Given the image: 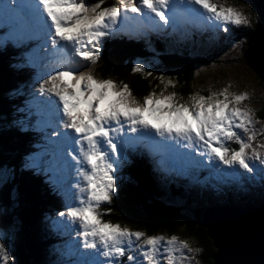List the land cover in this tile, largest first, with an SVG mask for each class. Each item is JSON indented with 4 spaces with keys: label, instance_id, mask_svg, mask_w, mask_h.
Instances as JSON below:
<instances>
[{
    "label": "snow or ice",
    "instance_id": "1",
    "mask_svg": "<svg viewBox=\"0 0 264 264\" xmlns=\"http://www.w3.org/2000/svg\"><path fill=\"white\" fill-rule=\"evenodd\" d=\"M102 4L103 0H0V24L6 29L0 48H26L27 43L42 34L51 39L58 52L72 53L70 58L58 56L59 66L39 80L40 95H33L37 103L29 107V113L42 121L45 129L53 130L45 136L47 148L39 156L26 157L24 167L42 175L50 190L61 194L63 186L56 181L55 173L69 165L68 157L76 161L82 179L75 185L77 192L72 194L70 203L56 214L78 225L77 236L82 243L75 250L78 259L74 264H192L200 249L192 247L187 239L175 234L148 235L104 220L100 205L110 202L116 192L114 168L123 159L122 147L143 141H149L153 149L169 139L176 146L186 142V147L206 157L209 166L217 167L218 161L231 170V180L242 183L244 174L238 169L255 173L251 161L264 164V155L258 150L264 145L252 147L264 127L256 129L255 110L242 103L249 99L248 92H230L231 85H227L217 91L209 90L208 95L191 93L188 102L178 101L175 92H149L138 101L127 84L97 77L92 65L99 58L100 41L120 29L121 21H143L161 29L169 24L175 26L182 19L185 23L224 25V31H229L232 25L251 23V16L213 0H185L179 6L175 0H118L117 4ZM143 30L144 25H138L135 31L142 35ZM22 60L29 63L27 56ZM85 62L88 67L80 70L78 65ZM132 71L151 75L142 63H135ZM160 80L164 81L163 74ZM173 83L168 80L165 86ZM26 123L31 121L23 117L13 120L21 130ZM125 125L133 135L120 137L122 143L117 144L113 133L123 132ZM157 136L163 139L158 141ZM233 141L238 146L229 148L227 143ZM187 155L191 157V153ZM192 162L199 166L203 160L192 157ZM12 174V169L0 166V184ZM259 178L264 183V168L260 169ZM10 230H14V224L0 217V264L14 259L2 242ZM81 247L86 251H80ZM124 256L127 261L120 260Z\"/></svg>",
    "mask_w": 264,
    "mask_h": 264
},
{
    "label": "trees",
    "instance_id": "2",
    "mask_svg": "<svg viewBox=\"0 0 264 264\" xmlns=\"http://www.w3.org/2000/svg\"><path fill=\"white\" fill-rule=\"evenodd\" d=\"M226 1L239 3L243 0ZM88 2H95V0H88ZM117 3L118 0H103L101 6ZM246 31L244 30L242 33L247 35ZM220 38L208 39L203 36L196 38L193 35L190 38L185 37V41H175L174 39L168 40L169 38L153 39L151 35H149V39L134 38L129 34L122 33L120 38L106 41L104 46H101L99 58L92 68L97 77L111 78L118 83L127 84L132 95L138 101H142L143 96L149 92L160 95L167 91L175 92L176 99L184 102L189 100L191 93L208 95L209 90L214 89L211 88L212 85L207 86L204 83L205 77L202 74H195L193 69L196 66L209 65L213 58L204 57L197 51L199 47L224 48L227 42ZM202 41H206V43L202 44ZM14 47L0 48V166L6 165L13 170L12 176L0 186V207L5 208L0 217L11 220L8 211L12 200L11 196L14 193L13 199L17 198L21 201L18 206L21 235L18 236L19 244L16 250L23 257L20 264H50L53 263L52 255L55 254L54 251H51V256L47 255L51 243L47 236L41 235L40 230L38 231L36 228V218L39 214L63 210L65 200L57 196H49L52 193L47 192L41 184L36 182L37 187L39 186L42 191L38 188L32 191L29 186L32 179L20 170V167L25 164V158L34 150V146L42 145V140L43 145L48 144V141L45 139L44 132L38 133L33 126V116L24 117L26 121H31L30 124L26 123L24 130L13 124V120H17L19 116L22 117V114L16 109V103L21 97L16 91L18 84L22 82L24 92L21 91L23 92L21 95H24L36 83L34 73L29 69L25 67L17 69L15 63L23 62L22 54L25 50H16ZM15 56L17 60L14 59ZM135 63H142L151 75H147L145 72H133L132 68ZM87 67L88 64L85 62L84 66H79V69L83 70ZM160 74L164 76L163 82L160 80ZM168 80H172L174 83L166 87L165 84ZM23 110L25 111V108ZM260 113L261 118L264 119V108ZM46 130L49 131L51 128ZM237 146L236 143L232 144V148ZM39 149L37 148V151ZM138 160L139 162H135L129 168L126 178L129 181L125 179L116 184V192L112 200L102 204L103 219L134 231L145 232L148 235L164 234V236H169L172 231L178 230L194 236L196 242L203 247L211 245L210 240L208 241L206 228L200 220L203 209H195L193 216L185 215L180 209L182 206H177L172 201L177 195L182 199L195 200L186 191L185 186L169 182L167 179H159L153 174L151 164L145 160V163L141 162V159ZM30 171L34 173L33 170L30 169ZM161 180L167 184L164 186ZM130 184L129 188L127 185ZM140 192L150 194V197H140ZM131 199L133 202H130ZM233 199V197H228L227 201L231 202ZM246 200L248 198H244V201ZM144 205L148 209L146 211H150V213H146L144 216L137 215V207ZM105 209H111V211L106 212ZM37 242L38 244H36ZM25 249H28L29 255L26 254ZM213 251L212 248L208 254H212ZM204 260V264H212L209 258L207 260L204 257Z\"/></svg>",
    "mask_w": 264,
    "mask_h": 264
},
{
    "label": "rangeland",
    "instance_id": "3",
    "mask_svg": "<svg viewBox=\"0 0 264 264\" xmlns=\"http://www.w3.org/2000/svg\"><path fill=\"white\" fill-rule=\"evenodd\" d=\"M180 2L181 5V0H175L176 2ZM12 2V1H9ZM214 3L217 4H223L225 6H234L237 9H242L245 13L250 14L251 16V23L247 24V25H240V26H236V25H232L230 26V30L229 31H224V25H220V27H216L214 24H210L207 25V30H200L199 28L203 27L202 23H196L194 25V29H196L195 31H193V33L195 32H201L205 35L206 38L208 39H213V38H217V37H221V39H223V41L227 42V45L225 44V47H218V48H209V47H203L200 46L199 49L197 50L199 53L203 54L204 57L206 58H212L211 63L207 66H196L193 71L195 74H202L205 78V84L207 86H213L211 88H214L212 91H217L227 85H231V87L229 88L230 92H242V91H246L249 94V99H247L246 101L242 102L243 104H247L249 107L253 108L255 110V119L258 121V123L256 124V129L259 131L262 127H264V119L261 118V111L264 108V83L256 76V74L250 69L248 68L245 64H243L242 60H241V52L242 50L245 48V37L246 35H244L242 32L245 30H249L250 28L254 27V23H256L259 19H258V15L255 11V8L253 7L251 0H243V1H239L238 2H233V1H226V0H213ZM128 21H121V27L120 31L123 30H128L130 28H136L138 27L137 23L134 22H129ZM136 25H134V24ZM172 24L167 25L168 28H170ZM147 25H144V27H146ZM173 26V25H172ZM175 27V26H174ZM206 29V27H204ZM115 30V31H118ZM162 30V29H160ZM232 30L234 32H232ZM114 32V31H113ZM248 32V31H246ZM156 34V33H155ZM233 35V37H232ZM235 35V36H234ZM0 38H2L0 36ZM45 39L48 41V47H44V49H41V47L35 48L34 49V55L38 56L37 54L41 53L40 56H47V53L49 54V51H56L57 50L53 47L51 41L49 40L48 37L45 36ZM204 40V39H203ZM211 41V40H210ZM200 42V41H199ZM206 43V41H202L201 42ZM205 46V45H204ZM41 51V52H40ZM46 53V54H45ZM33 54V53H32ZM54 58V57H50ZM56 58V57H55ZM32 59H35L34 57ZM46 59L42 62L45 64ZM155 61V60H153ZM55 63L53 60H49V64H50V68H55ZM154 63V62H153ZM47 70L46 74L43 76V79L46 78L47 74H50V70ZM201 79V78H198ZM37 90L36 95H40L38 92V89H34ZM170 92L164 91L161 94L163 95H167ZM44 96L46 97L47 94H44ZM184 101V102H188ZM32 103H34V101H32ZM63 130V129H61ZM131 133H127L126 136H130ZM116 136H120L122 137V135H119L118 133H113V137L115 138ZM157 138V137H156ZM155 138V139H156ZM167 141L163 142L160 146L165 148L166 146L168 147L170 144H166L164 146H162L163 144H165ZM234 142V141H233ZM143 143V142H142ZM231 142H228L227 144H230ZM264 145V133L257 135L256 138L252 141V147L255 148L257 147V145ZM42 145H43V140H42ZM150 147V145H149ZM125 148H127V151L129 153H127V155L125 156V158H127L130 154V152L133 150V146L131 145H125ZM258 150L262 151L264 153V147H260ZM247 151L249 153H251V148L247 149ZM198 159H203L205 157H200L199 154H197L196 156ZM68 162H69V166L70 168L75 172V176L74 178H71V180L69 181V183L67 184V191L65 192L69 194V196L72 199V194L77 192V189L74 188L75 185L77 183H79L81 181V177L78 175L77 173V163L76 161L72 160L71 157H68ZM120 161V160H119ZM119 161H117V166H115L114 168V172L118 171L119 174L121 172V175H119L117 178H114V183L119 184V182L121 181L122 177L124 179H126L128 177V167L125 164H120L118 163ZM253 161V160H252ZM251 161V162H252ZM259 161V160H258ZM260 162V161H259ZM221 170H223V178L225 180V184L224 186H226L225 188L228 187V189L230 188V184L232 186V188H234V190H232L231 192H229L227 189H223V193L218 192L216 194H213L214 191L211 193V190H209V192L212 195H202L200 194L199 197H195V200H184V198L182 199L180 196H176L173 198V203L177 206H182L180 209H182V213L185 215H194L195 209L198 210H202L203 206H209V205H213L214 203H211L210 199L213 198L216 200V202L222 203L221 197L225 194L228 195V197L232 198V196H238L241 194V197H238L237 199L234 198L235 203L237 204H242L244 201V198H248L251 197L252 198V202L253 203H258V204H262V202L264 201V183H261L260 178L256 179V180H251L250 182L245 181V178L248 176L246 173L243 172V169H238L237 171L240 173H243L245 175L243 182L242 183H237L235 184L234 180L230 179V172L231 170H228L226 166H223L222 164H219L218 161L215 162ZM257 164V165H256ZM259 165H261V163H255V168L256 171L258 173H260L258 171L259 169ZM264 165V164H263ZM156 166V165H155ZM161 166V165H158ZM158 166H156V169L159 170ZM184 165L183 163L179 164V168H182ZM198 167L205 169V164L203 163L202 165H199ZM182 171V170H181ZM180 170H178L176 172V176L171 175V177H174V179H177L179 177H177L178 175H181ZM183 172V171H182ZM167 173H170L167 171ZM260 181V183H259ZM2 184H0L1 186ZM254 185V187H253ZM260 187L262 186V191L259 188H255V187ZM72 188L73 190L69 189ZM190 189V187H189ZM12 200L10 201V206H9V217H11L10 221L14 224V230H10L8 233V238L7 239H3V243H5V245L8 247V250L11 254V256L14 258L13 260L9 261V264H20V262L23 260L22 255H19L17 253V248H18V244H19V235H21V233L19 232L20 229V218L18 216V206L19 204H21V201L19 199H13L14 198V193H12ZM214 200H212L213 202ZM130 202H133V200L131 199ZM215 202V203H216ZM104 203V202H103ZM200 203V205H199ZM2 208V209H1ZM5 208L2 206L0 207V215L3 214V210ZM147 207L144 206H139L136 209V214L137 215H146V213H150V211H146ZM148 210V209H147ZM202 212V211H201ZM50 214V213H49ZM55 215H51L52 221L54 220V225L50 224L48 222H46V220L49 219H45L44 217H41V215L39 214L37 216V223H36V228L38 229V231L40 230V233L45 234V229L46 227L51 228L49 226H58L59 224H61L62 226H68L69 227V231L71 232L72 236L71 239L76 238L78 243H82L81 238H79L77 236V229H78V225L77 224H73L70 220H68L67 217L64 218H59L60 222L56 220ZM55 218V219H54ZM63 223L69 224V225H65ZM134 231V230H133ZM172 234L177 235L179 238L181 239H187L189 241V243L191 244L192 247L194 248H199L200 251L198 254H196L195 258L192 261V264H202V259H203V255H204V249L205 247L201 246L200 243L196 242V238L192 235L189 234H185L184 232H180L178 230L172 231ZM170 234V235H172ZM0 235H2V233H0ZM158 235V234H155ZM164 235V234H163ZM184 236V237H183ZM167 237V236H166ZM209 238V237H208ZM210 240V238L208 239V241ZM211 243V241H210ZM38 244V242L36 243ZM62 244V245H61ZM54 246L50 245L49 248L52 249ZM56 246V250L59 251L61 246L65 247L67 245H65L64 243H55ZM73 249L71 248L70 251H67L65 256L66 257H70L73 256L72 258H76L75 260H67L65 259L64 256H61L62 259L65 260V263L62 262L60 264H74V262L78 259L77 255L75 254V249L74 247H78L76 245H72ZM209 247H211V245H208ZM48 248V249H49ZM50 249L49 252L47 253V255H50ZM63 251L65 249L61 248ZM80 251H86L83 248H80ZM25 252L27 255H29V251L28 249H25ZM63 255V254H62ZM100 259H104V257H100ZM121 261H127V256L121 257L120 258ZM140 260V257H137V261Z\"/></svg>",
    "mask_w": 264,
    "mask_h": 264
},
{
    "label": "water",
    "instance_id": "4",
    "mask_svg": "<svg viewBox=\"0 0 264 264\" xmlns=\"http://www.w3.org/2000/svg\"><path fill=\"white\" fill-rule=\"evenodd\" d=\"M258 15L247 30L241 60L264 83V0H251ZM214 252L212 264H264V206L226 205L201 218Z\"/></svg>",
    "mask_w": 264,
    "mask_h": 264
},
{
    "label": "bare ground",
    "instance_id": "5",
    "mask_svg": "<svg viewBox=\"0 0 264 264\" xmlns=\"http://www.w3.org/2000/svg\"><path fill=\"white\" fill-rule=\"evenodd\" d=\"M184 2H185V0H184ZM177 4V3H176ZM178 6H179V4H177ZM141 21H137V23L139 24ZM143 25H145V23H143ZM205 27V26H204ZM205 29V28H204ZM191 33H193V31H191ZM176 35H179L178 34V31H176ZM168 36H170V34L168 35ZM174 37L172 36V37H170L168 40H171V39H173ZM221 39V38H220ZM194 42V41H193ZM8 51V50H7ZM34 52L35 51H32V53L34 54ZM41 52V51H40ZM6 53V52H5ZM39 54H41V53H39ZM46 54V53H45ZM48 54V53H47ZM59 54H60V52L58 53V51H57V53H56V51H49V54L48 55H50V56H52V57H54V59H57V57L59 56ZM9 55V54H8ZM39 56V55H38ZM6 57V56H5ZM56 57V58H55ZM10 58V57H9ZM41 58L43 59V61L46 59V57L45 56H39V57H37V59L38 60H41ZM12 64V63H11ZM17 64V63H16ZM47 64V61H45V65ZM10 112V111H9ZM16 116V115H15ZM139 147H142L141 146V143H139ZM166 151H169V149H168V147L166 146L165 148H164ZM188 151H193V149H187L186 151H184L183 153V155H181L180 157L182 158V157H186V163H190V162H192V160L188 157ZM260 151V150H259ZM179 152H181V150H179ZM260 153L262 154V155H264V153L262 152V151H260ZM151 155H152V153H151ZM180 158V159H181ZM255 162V161H254ZM179 163L181 164L182 163V160H180L179 161ZM257 165V164H256ZM160 167H162V165L161 166H158V168H160ZM174 168H176V170H179L176 166H173ZM259 167V169H258V171L260 172V169L261 168H264V165L263 164H261V165H259L258 166ZM243 172L245 173V171L243 170ZM241 173V172H240ZM255 174L259 177V173L256 171L255 172ZM245 181H248V182H250L249 180H247V179H245ZM259 183H260V181H259ZM261 191H262V186H260V187H258ZM223 189V188H222ZM70 226V225H69ZM29 264V263H28Z\"/></svg>",
    "mask_w": 264,
    "mask_h": 264
},
{
    "label": "flooded vegetation",
    "instance_id": "6",
    "mask_svg": "<svg viewBox=\"0 0 264 264\" xmlns=\"http://www.w3.org/2000/svg\"><path fill=\"white\" fill-rule=\"evenodd\" d=\"M210 250H211V247H209V246L205 247V249H204V255H203V259H202V264L205 263L204 257H206L207 260H208V258L210 259V255L208 254V252H209ZM210 260H211V259H210Z\"/></svg>",
    "mask_w": 264,
    "mask_h": 264
}]
</instances>
